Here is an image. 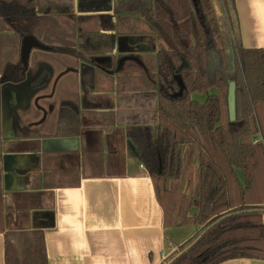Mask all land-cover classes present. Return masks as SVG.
Instances as JSON below:
<instances>
[{"label": "trees", "instance_id": "1", "mask_svg": "<svg viewBox=\"0 0 264 264\" xmlns=\"http://www.w3.org/2000/svg\"><path fill=\"white\" fill-rule=\"evenodd\" d=\"M73 0H0L1 33L7 29L21 40L44 17L74 13ZM80 14L112 13L119 22L144 21L161 42L151 66L138 67L150 90L118 100L126 137L137 159L154 181H177L183 168L182 146L198 150L197 198L164 193L165 225H194L195 235L178 246L161 264H222L236 259L262 260L264 232V49H244L240 43L234 0H76ZM6 25V26H4ZM113 35L80 33L77 47L52 52L79 60L103 59ZM100 53V52H99ZM0 55V88L24 81L28 71L20 60ZM120 60V59H118ZM119 61L117 62V64ZM116 64V66H117ZM113 71L123 73L127 68ZM42 70L29 84L43 88ZM235 85V118L229 120L228 87ZM204 95L202 102L193 98ZM129 109V110H127ZM130 121V122H129ZM79 121L61 110L57 134L77 135ZM0 142V233L4 264H47L42 230L5 228ZM194 205L196 212L189 216Z\"/></svg>", "mask_w": 264, "mask_h": 264}, {"label": "crops", "instance_id": "2", "mask_svg": "<svg viewBox=\"0 0 264 264\" xmlns=\"http://www.w3.org/2000/svg\"><path fill=\"white\" fill-rule=\"evenodd\" d=\"M72 3L74 13L67 17L76 27L71 47L64 48L76 49L82 32H98L114 36L111 49L109 45L102 47L107 48L103 56H113L120 29L139 34L140 23L132 18L119 22L112 11L80 14L76 0ZM234 7L241 46L264 49V0H234ZM91 16L98 19V26L77 25L81 17ZM57 55L61 56L59 63L51 59L37 67V72L46 70L49 74L43 88L5 83L0 90L5 228L42 230L47 264H161L199 229L194 225L166 226L164 198L165 192H176L173 185L178 182L179 195L195 203L198 150L185 151V157L192 153L188 168L192 175L187 180L158 183L149 178L126 137L124 122L128 119L118 104L121 98L149 91L147 77L137 80L146 83L147 89L134 90L138 87L133 89V78H121L125 71L91 74L84 68L88 62ZM153 55L122 56L136 62L125 61L121 66L139 67L143 63L150 67ZM80 66L84 67L78 72ZM64 109L79 121L77 135L57 134L59 114ZM195 212L192 205L188 215ZM261 222L264 232V213ZM0 264H4L1 233ZM222 264H264V258Z\"/></svg>", "mask_w": 264, "mask_h": 264}, {"label": "rangeland", "instance_id": "3", "mask_svg": "<svg viewBox=\"0 0 264 264\" xmlns=\"http://www.w3.org/2000/svg\"><path fill=\"white\" fill-rule=\"evenodd\" d=\"M66 20V21H65ZM70 20V21H67ZM72 23V24H71ZM84 23H89L91 24L90 26H98V19L94 16L91 17H81L79 20H77V25L79 24H84ZM73 19L71 17H61V18H50V17H44L42 18V20L39 22V24H37L34 29L31 31V36H33L35 39H37L42 45L49 47V48H64V47H71V40L73 39V35H74V28L76 27L75 25H73ZM6 26V25H4ZM71 26V27H70ZM68 27H70V29H68ZM101 28L106 29L107 27L105 25H100ZM140 27V30H139ZM139 27L137 28V31L139 34H132V33H128L127 29H120L121 32H118V30H116L118 32L117 36V42L115 45V54L112 56L113 57V61L112 63L109 62L108 63H104L103 59H96V60H91L90 59V63L89 65L84 66H80V68L78 69V72H81L82 68L84 67L86 69H88V71H91V74H95L93 71H99L104 73V71H113L116 69H119V64L121 62L122 56H137V55H144V54H155V52L159 49L161 42H158L157 39H154L153 34H152V30L148 27V25L144 22L141 21L139 24ZM109 28H112V26H110ZM72 30V31H71ZM68 31H70V34H68ZM76 39V38H75ZM152 40L153 43H152ZM76 41V40H75ZM15 42H16V37L11 36V33L5 29L2 33H1V50H0V55L3 59H6L5 57H10L13 60V63L17 64V61L19 59V55L17 52V48L15 47ZM147 43L149 44V48L147 49V47H145V49H143V47L145 45H147ZM153 45V46H151ZM62 46V47H61ZM64 46V47H63ZM107 48H101L99 49L95 55H100L103 56L105 53ZM20 52V51H19ZM99 52H101L99 54ZM117 54V55H116ZM61 56L57 55V53L54 52H43V51H39V50H33L30 53L29 56V65H28V71L26 73L25 79H24V84H30L39 74V72H37V67L43 63H49V61L52 59L56 60L57 63H59V61ZM123 59V58H122ZM119 61V63L117 64V62ZM146 64L149 65V61L146 60L145 61ZM101 63V64H100ZM124 63V62H123ZM117 64V66H116ZM45 67L49 68L47 65H44ZM126 71L124 72V74H121L124 80L123 81H128L129 78L134 80V83L132 85H134L133 89L138 87V89H134V90H145L147 89V84H141V82H137V80H142L143 78V74L138 71L136 68L131 67V66H126ZM50 69V68H49ZM51 70V69H50ZM84 70V69H83ZM50 72V71H49ZM93 72V73H92ZM50 74H52L50 72ZM120 74V73H119ZM93 76V75H92ZM120 78V80H122ZM145 80V79H144ZM146 82V81H145ZM20 83V84H22ZM127 83V82H126ZM129 83V82H128ZM2 88V86H1ZM0 88V90H1ZM194 98L200 102H202L205 98V96L203 95H195ZM2 103L3 100H2ZM2 106H4V104H2ZM189 149V150H194L195 152L197 151V147L195 145H185L182 146V152H183V168H182V172H181V180H187V176H191V170H188V168H190L191 166V158H192V153H190L187 157H185V151ZM187 158V159H186ZM196 175L198 174L197 171V167H196ZM179 179V180H180ZM191 181V179H189V182ZM156 182H162V181H156ZM180 182V181H179ZM174 190L176 191L174 193V191H172L173 193H168L171 195H175V196H180L179 195V183L175 182L174 185ZM195 195H197V188L194 191Z\"/></svg>", "mask_w": 264, "mask_h": 264}, {"label": "water", "instance_id": "4", "mask_svg": "<svg viewBox=\"0 0 264 264\" xmlns=\"http://www.w3.org/2000/svg\"><path fill=\"white\" fill-rule=\"evenodd\" d=\"M33 50H39V51H43V52H51L52 48H49V47L42 45L33 36H30V35L24 36L21 40L20 52H19V60H20V63L22 64L24 70L28 69L29 56ZM125 61H135V59H132L130 57H124L121 60L119 67ZM234 99H235V85H234V83H230L229 87H228V112H229V120L230 121H233L235 118V101H234Z\"/></svg>", "mask_w": 264, "mask_h": 264}, {"label": "flooded vegetation", "instance_id": "5", "mask_svg": "<svg viewBox=\"0 0 264 264\" xmlns=\"http://www.w3.org/2000/svg\"><path fill=\"white\" fill-rule=\"evenodd\" d=\"M122 60V59H121ZM88 64H90V63H88ZM22 82H24V81H22ZM22 82H20V83H22ZM20 83H15V84H20ZM41 89V88H40Z\"/></svg>", "mask_w": 264, "mask_h": 264}]
</instances>
